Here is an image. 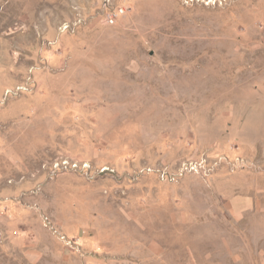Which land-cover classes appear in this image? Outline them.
Masks as SVG:
<instances>
[{
  "label": "rangeland",
  "instance_id": "1",
  "mask_svg": "<svg viewBox=\"0 0 264 264\" xmlns=\"http://www.w3.org/2000/svg\"><path fill=\"white\" fill-rule=\"evenodd\" d=\"M0 264H264V0H0Z\"/></svg>",
  "mask_w": 264,
  "mask_h": 264
},
{
  "label": "built area",
  "instance_id": "2",
  "mask_svg": "<svg viewBox=\"0 0 264 264\" xmlns=\"http://www.w3.org/2000/svg\"><path fill=\"white\" fill-rule=\"evenodd\" d=\"M124 8L121 6L119 8H114L111 11L107 12V14L105 15L106 22L110 24H114L115 22H117L121 14L124 13Z\"/></svg>",
  "mask_w": 264,
  "mask_h": 264
}]
</instances>
